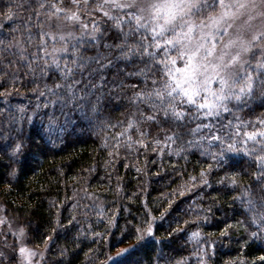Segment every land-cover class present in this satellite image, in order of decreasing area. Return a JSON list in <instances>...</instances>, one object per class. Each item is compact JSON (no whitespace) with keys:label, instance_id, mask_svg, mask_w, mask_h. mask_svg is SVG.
Instances as JSON below:
<instances>
[{"label":"trees","instance_id":"trees-1","mask_svg":"<svg viewBox=\"0 0 264 264\" xmlns=\"http://www.w3.org/2000/svg\"><path fill=\"white\" fill-rule=\"evenodd\" d=\"M16 2L24 0H0V23L4 25L0 39H12L10 30L19 24V18L15 23L3 19L10 4ZM19 12L20 16L25 14L24 9ZM101 26H106L103 21ZM73 29L79 37V27ZM14 35L21 38L19 32ZM37 39L34 37L32 46L24 45L29 53L36 51ZM62 43L49 38V51L53 45L60 47ZM67 58L71 59L70 53ZM141 79L132 77L126 83L139 84ZM45 83L51 85L52 79H36L25 86L17 84L18 94H13L7 103L0 99V146L6 148L20 139L25 144L20 163H13L0 150V200L7 213L25 227L31 246H48L45 264H69V261L71 264H107L109 255L136 243L133 229L153 217L157 218L153 224L155 239L147 237L124 264H200L201 259L204 264H264L260 259L264 257V232L259 238L251 237V232L258 231L257 225L250 223L252 213L241 200L233 201L246 186H251L257 199L264 196L261 185L255 180L254 159L244 151L226 152L223 159L228 166L217 165L211 153L220 151L221 146L205 138L209 129L190 131L198 124H211L214 126L211 135L223 137L219 129L229 121L233 127L224 129L229 133L234 132L241 121L256 124L258 118H264V98H246L247 103L241 102L236 107L233 105L237 102L232 101L229 104L232 112L222 113L219 118L201 116L179 126L145 122L142 128L149 135L143 143L148 147L137 143L131 148L121 146L117 151L112 134L123 129L119 125L116 128L108 125L117 124L136 111L129 101L131 90L119 98L103 99L98 112L88 111L87 118L77 110L69 112L66 108L74 123L65 127L66 117L60 114L58 105L36 110L38 93H33L32 89L39 85V91H44ZM5 87L12 90L8 85ZM47 99L40 97L39 103L44 104ZM21 107L26 109L24 113L18 111ZM53 112L58 120L49 127L48 117ZM13 118L18 122L12 123ZM246 130L251 129H241ZM173 133H179V139L167 140ZM129 135L137 139L136 133L129 131ZM119 139L123 142L127 137ZM156 140L159 143H153ZM230 142L226 140L225 146ZM236 146L243 147L239 143ZM248 147H252L251 142ZM10 163L16 169L15 177L8 175ZM201 172L206 173L203 179L208 185L197 179L199 186L194 187L189 177L199 178ZM233 179L236 185L231 183ZM181 191L183 196L171 195ZM169 205L170 214L158 219ZM73 217L75 221L69 225ZM109 221H114L115 227H111ZM226 226H230L228 235L221 237ZM54 228H58V233L48 244L44 237L52 236ZM126 228L129 230L126 239L117 244ZM172 229L184 231L169 236ZM197 231L199 244L189 239ZM1 264L5 262L1 260Z\"/></svg>","mask_w":264,"mask_h":264},{"label":"snow or ice","instance_id":"snow-or-ice-1","mask_svg":"<svg viewBox=\"0 0 264 264\" xmlns=\"http://www.w3.org/2000/svg\"><path fill=\"white\" fill-rule=\"evenodd\" d=\"M32 4L35 7H31ZM21 9L25 10L23 16H20ZM97 16L100 20L96 19ZM17 18L19 24L9 33L12 39H0V99L7 103L13 94H18L17 84L25 86L36 79H52L51 85L44 84V91H39V85L32 89L33 93H38L36 110L58 105L60 114L66 117V127L74 123L69 116L70 111L77 110L87 118L88 111L92 114L98 112L103 99L119 98L131 90L129 101L136 111L125 120L108 125L110 128L119 125L123 129L112 134L117 151L121 146L131 148L137 143L148 147L143 143L149 135L142 128L145 122L157 126L161 123L179 126L201 116L219 118L222 113L232 112V107H229L232 101L237 102L233 105L236 107L241 102L247 103L246 98H264V0H91V3L90 0H24L23 3L10 4L3 15V19L14 23ZM101 21L105 27L101 26ZM69 25L79 27V37L72 31L65 34L64 30ZM3 27L0 23V29ZM17 32L21 33L20 39L14 35ZM34 37L38 38L34 45L36 51L29 53L24 45L32 46ZM49 38L63 43L60 47L53 45L49 51ZM69 53L71 59L67 58ZM132 77L143 79L139 84L126 83ZM214 84L218 86L214 87ZM40 97L48 99L40 104ZM66 108L69 112L65 111ZM18 111L24 113L26 109L21 107ZM146 111L149 114L146 115ZM27 119L31 121V117ZM48 119L49 127L58 120L54 112ZM17 122L12 119V123ZM261 126H264V118H258L256 124L241 121L231 133L224 131L233 127L229 121L219 129L224 133L223 137L211 135L214 127L211 124H198L190 131L197 133L202 127L209 129L205 138L221 146L220 151L211 153L217 165L228 166L223 159L226 152L244 151L252 157L256 164L255 180L264 192V127ZM244 128L251 130L241 131ZM129 131L136 133V140L132 139ZM121 136L127 139L121 142ZM166 139H179V133H173ZM226 140L232 142L225 146ZM250 142L252 147H248ZM237 143L243 147H237ZM104 146L108 147L107 144ZM24 149L23 139L6 148L0 146L13 163L21 162L19 157ZM8 167L9 177H15L16 169L12 163ZM205 175L201 172L199 178L189 179L194 187L199 186L196 185L197 179L207 186L208 181L203 179ZM231 183L236 185V180ZM177 194L183 196L184 192L171 193ZM238 199L252 213L250 223L258 227V231L251 232L250 236L259 238L264 232V196L257 199L251 186H246L233 201ZM170 209L171 205L161 212L158 219L169 215ZM156 219H145L135 227L136 243L109 255L107 264H124L147 237L155 239L153 224ZM74 221L75 217L68 224ZM108 223L115 227L114 221ZM229 227L220 233L221 237L228 235ZM128 231L126 228L117 244L126 239ZM178 231L184 229H172L169 236ZM52 232V236L44 237L48 244L58 233V228ZM20 235H24L23 228ZM199 236L198 231L193 232L189 239L199 244ZM12 247L15 251V245ZM19 253L27 264H33L35 257L43 256L26 247H20ZM64 254L62 250L61 256ZM0 257L15 259L14 254L4 257L2 252ZM260 259L264 261V257ZM200 264H204L202 259Z\"/></svg>","mask_w":264,"mask_h":264},{"label":"rangeland","instance_id":"rangeland-1","mask_svg":"<svg viewBox=\"0 0 264 264\" xmlns=\"http://www.w3.org/2000/svg\"><path fill=\"white\" fill-rule=\"evenodd\" d=\"M74 29L71 26H68L64 32L65 34L68 31H73ZM217 87L218 85H213ZM0 252L4 254V257H12L15 255V259L9 260L0 257L1 260L5 262V264H27V261L23 256L19 253L20 247H26L27 249H32L38 251L43 254L42 257L37 256L33 259V264H36L39 261V264H45L47 259V250L46 246L36 247L31 246L27 240V232L25 231V227L13 216L7 213L6 207L3 202L0 200ZM24 229V235H20V229ZM13 245H15V251L13 249ZM48 247V246H47ZM125 248V247H121ZM121 248H119L116 252H118ZM115 252V253H116ZM115 255V254H114Z\"/></svg>","mask_w":264,"mask_h":264}]
</instances>
